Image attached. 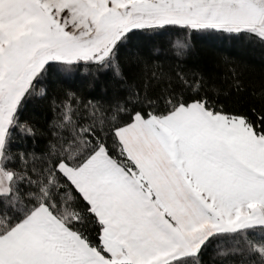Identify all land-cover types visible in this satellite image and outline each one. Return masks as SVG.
I'll return each mask as SVG.
<instances>
[{"label": "crops", "instance_id": "0c3cea01", "mask_svg": "<svg viewBox=\"0 0 264 264\" xmlns=\"http://www.w3.org/2000/svg\"><path fill=\"white\" fill-rule=\"evenodd\" d=\"M221 1L0 0V156L20 100L48 62L102 60L122 29L139 18L153 23L190 14L215 26L216 20L196 8ZM179 109L174 120L161 119L169 144L151 127L150 117L137 115L117 131L136 175L103 149L79 168L61 165L103 224L110 260L40 206L0 236V264H118L125 253V263L134 264V258L166 264L187 255L210 227L193 205V196L206 194L201 182L222 185L232 195L244 194L248 205L264 207V138L244 119L213 114L203 104ZM7 178L0 167V194L9 190Z\"/></svg>", "mask_w": 264, "mask_h": 264}, {"label": "trees", "instance_id": "16d2710c", "mask_svg": "<svg viewBox=\"0 0 264 264\" xmlns=\"http://www.w3.org/2000/svg\"><path fill=\"white\" fill-rule=\"evenodd\" d=\"M162 26L143 27L147 30L144 36H128V31L118 40L123 47L113 52L117 41L109 53L119 55L121 62L128 65L124 69L126 86L118 89L123 93L125 111H120L115 102L99 100L87 104L85 95L80 94V103H75L76 96L64 95L67 91L79 90V74L83 73L85 66L90 72H97V75L103 71L93 67L96 62L107 63L108 71L118 80L111 68L112 61L107 56L102 60L50 61L35 76L16 108L1 152L0 167L9 175V190L0 194L3 206L7 208L4 211L0 207V236L7 234L38 207L45 206L86 244L106 259H111L102 241L103 224L92 211L88 200L61 170V165L79 168L97 150L103 148L125 170L130 173L136 171V165L127 156L117 134L120 128L134 121L135 118L129 120V113L133 109H136L137 115L146 119L168 115L180 106L200 103L213 114L244 119L256 136L264 138V130L246 107L256 103L257 114L264 111L260 105V101L264 100V67H261L264 62V42L260 35L243 30L239 37L225 38L223 32L208 31L200 34L205 39H190L191 48L184 51L179 46L189 41L188 33L176 28H164L162 34L157 35L161 33ZM184 26L191 29V26ZM146 36L154 38L152 48L156 58L144 68L130 63V60ZM156 48L160 49L159 52H155ZM225 56L228 62L224 61ZM177 64L208 65L214 73L212 81L220 77L215 84L219 94L211 82L205 84L199 92L193 93L192 87L180 86L175 78L170 89L161 91L162 84L152 79V71L158 74L169 72ZM69 66L78 75L65 79ZM234 67L245 85L244 92L232 91L233 77L230 69ZM145 81L149 82V96L141 95L136 103L134 90L143 91ZM225 91L229 92L227 97L223 95ZM253 91L255 96L250 95ZM181 94L184 103L180 102ZM129 96H132L133 102H128ZM168 97H171L170 103ZM149 98L153 100L151 106L146 103ZM221 104L224 110L217 111ZM227 246L230 245L226 241H213L211 245L213 251ZM166 264L194 262L177 258Z\"/></svg>", "mask_w": 264, "mask_h": 264}, {"label": "snow or ice", "instance_id": "6c2138e0", "mask_svg": "<svg viewBox=\"0 0 264 264\" xmlns=\"http://www.w3.org/2000/svg\"><path fill=\"white\" fill-rule=\"evenodd\" d=\"M164 28H176L188 33L189 41L179 46L184 51L191 48L190 39H205V37L200 35L202 33L208 31L223 32L225 38H234L239 37L243 31L228 32L220 24H216L210 29L195 24L192 25L191 29L186 28L184 25L166 24L162 26L161 33L157 35L162 34ZM146 31L143 28H133L129 30L127 35L144 36ZM260 39L264 42V35H261ZM153 43V36H146L142 44L138 46V50L133 54L130 63L147 68L151 60L156 58L152 48ZM122 47L123 44L118 41L113 48V52ZM159 50V48H156L155 52H159ZM107 58L112 61L111 68L114 70L115 77L119 78L118 80L114 79L108 71L109 65L107 63L96 62L93 67H96L98 70L103 69V71H99V75H97V72H90L89 68L85 66L83 73L79 74L81 80L79 90L67 91L64 95L67 97L76 96L75 103H80V94L85 95L87 104H93L99 100L115 102L118 103L120 111H125L123 93L119 92L118 89L126 86L125 81L127 80V76L124 69L128 65L121 62L119 55L113 56L107 54ZM223 59L225 62H228L227 56ZM261 67H264V62L261 63ZM230 73L233 77L232 91L237 93L244 92L245 85L237 69L235 67L231 68ZM76 75L78 74L72 72V68L69 66L65 79L73 78ZM213 76L214 73L208 65L201 67L200 65L187 66L177 64L169 72H160L158 74L154 70L151 73L152 79L157 81L158 84H162L161 91L170 89L173 78H175L180 82V86L192 87L193 93L199 92L205 84L210 82L215 88V84L220 80V77L217 76L216 81H212ZM189 77H191V81ZM224 79L227 78L225 77ZM148 83V81L144 82L143 91L139 89L134 90L136 103L139 102L141 95L145 97L149 96ZM215 90L219 94V89L215 88ZM41 95H43V91ZM223 95L227 97L229 92L225 91ZM250 95L255 96L256 93L253 91ZM167 99L170 103L171 97ZM205 101H207V97H205ZM128 102H133L132 96L128 97ZM180 102L184 103L182 94ZM52 103L55 105V99H53ZM146 103L151 106L153 103L152 98H149ZM260 105L264 109V100L260 101ZM246 107L255 116L259 127L264 130V111L257 114L256 103H250ZM223 110L224 105L221 104L217 111ZM148 114L150 113H146L145 115ZM232 115H236V113H232ZM136 116L137 111L133 109L129 113V120L134 119ZM199 187L203 188L206 194L199 198L193 196V205L202 218L210 224V227L205 229L202 236L198 238V242L195 243L194 248L187 255H182L178 259H191L194 264H264V207L257 212H252L249 216L238 219L240 210L247 209L249 203L244 194L232 195L222 185L209 184L207 182H201ZM0 207H3V210L7 211V208L3 206L2 200H0ZM213 241H226L230 246L220 248L219 251H213L211 247Z\"/></svg>", "mask_w": 264, "mask_h": 264}, {"label": "rangeland", "instance_id": "374dc122", "mask_svg": "<svg viewBox=\"0 0 264 264\" xmlns=\"http://www.w3.org/2000/svg\"><path fill=\"white\" fill-rule=\"evenodd\" d=\"M196 9H197V11H200V13H202V16L210 17L212 20H216L217 22H215L214 24H220L221 27L225 30H229V31L249 30V31H253V32L257 33L260 36L264 35V0H224V1H221L218 3H212V5H207V4L205 5L204 4V5L198 6V8H196ZM173 16L175 18L170 17L169 20L168 19H162L163 21H157V22H153V23L150 21L151 18H139V19L133 21L134 23H132L131 28L125 27L124 29H122L123 34L127 33L129 30H131L133 28H143V26L144 27L160 26V24L161 25L162 24L163 25L164 24H179V25H188L191 27L193 24H195L197 26H204V27H209V25L212 24L210 22L203 23L201 21L195 20L192 18V15H190V14L180 15L177 17H176V15H173ZM164 18H166V17H164ZM147 25H149V26H147ZM205 25H208V26H205ZM211 26H214V25H211ZM74 58L75 59H69V60H71V62H74L75 60L78 59L77 57H74ZM100 58L101 57H94L95 60H99ZM84 60H87V59H84ZM6 99L7 100L10 99V94L7 95ZM180 107L176 108L173 112H171L165 116H160V117L151 116L150 120H149V123H150L151 127H153L154 131L161 134V135H164V138L168 142V144L171 142L172 138L169 137L170 135H169L168 129L165 127L166 125L164 126L163 121L161 119L166 117L168 120H174V118H177V115H178L177 113L180 110L179 109ZM120 141H121V139H120ZM121 143L123 144L122 141H121ZM123 146H124V144H123ZM100 149H103V148H100ZM124 149H125V146H124ZM99 150H97L96 152H98ZM125 151H126V149H125ZM95 153L93 155H95ZM126 154L131 159L130 155L127 152H126ZM92 156H90L89 158H91ZM133 163H134V161H133ZM64 165H66V164H64ZM74 169H76V168H74ZM127 172L129 174L136 175L137 174V167H136V171H134L133 173H130L129 171H127ZM7 176H8L7 181H9L8 173H7ZM245 210H247L249 212H247V211L244 212ZM258 210H260L258 205L250 204V205H248L247 209L240 210L238 219L240 217L249 216L252 212H257ZM169 219H170L172 225L178 227V223H177V221H175L174 218H169ZM203 223L206 225L205 222H203ZM107 260H110V259H107ZM119 260H123L124 263H118V264H132V263H128V262L125 263L127 260H129V257L127 256L126 253L121 254V257ZM124 260H126V261H124ZM132 260L133 261L135 260L134 264H143L141 261H139L137 259L133 258Z\"/></svg>", "mask_w": 264, "mask_h": 264}]
</instances>
